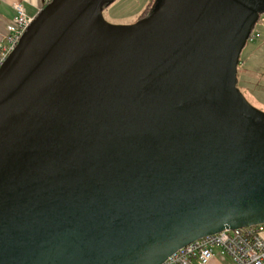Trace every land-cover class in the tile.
<instances>
[{"label":"water","instance_id":"95a60500","mask_svg":"<svg viewBox=\"0 0 264 264\" xmlns=\"http://www.w3.org/2000/svg\"><path fill=\"white\" fill-rule=\"evenodd\" d=\"M50 0L0 66V264H161L264 223V111L237 65L264 0Z\"/></svg>","mask_w":264,"mask_h":264},{"label":"built area","instance_id":"2783aa9c","mask_svg":"<svg viewBox=\"0 0 264 264\" xmlns=\"http://www.w3.org/2000/svg\"><path fill=\"white\" fill-rule=\"evenodd\" d=\"M12 8L14 14L6 24L0 46V66L34 18L25 13L20 1H14ZM215 248L236 264H264V223L209 234L178 249L161 264H210Z\"/></svg>","mask_w":264,"mask_h":264},{"label":"rangeland","instance_id":"374dc122","mask_svg":"<svg viewBox=\"0 0 264 264\" xmlns=\"http://www.w3.org/2000/svg\"><path fill=\"white\" fill-rule=\"evenodd\" d=\"M149 0H113L102 10V16L110 24L128 25L136 22ZM241 57L246 60V67L249 70H257L262 67L264 71V13L260 15L253 32L251 39L247 42L241 51ZM240 69L241 75L251 77L249 83L240 81L239 89L247 100L264 111V75L258 72ZM243 77V76H242ZM258 80V84H255ZM257 83V82H256Z\"/></svg>","mask_w":264,"mask_h":264},{"label":"crops","instance_id":"0c3cea01","mask_svg":"<svg viewBox=\"0 0 264 264\" xmlns=\"http://www.w3.org/2000/svg\"><path fill=\"white\" fill-rule=\"evenodd\" d=\"M14 1H20L28 16L35 17V15L50 1V0H0V46L3 42V37L6 32V24L12 18L14 11L12 4ZM210 264H236L233 259L221 253L218 248L214 249V257Z\"/></svg>","mask_w":264,"mask_h":264},{"label":"trees","instance_id":"16d2710c","mask_svg":"<svg viewBox=\"0 0 264 264\" xmlns=\"http://www.w3.org/2000/svg\"><path fill=\"white\" fill-rule=\"evenodd\" d=\"M112 1H113V0H112ZM112 1H111V2H112ZM111 2L107 3L106 5H104V8H105L108 4H110ZM156 4H157V1H156V0H149L148 3L146 4V6L144 7L143 11L141 12V14H140L139 17L148 16L149 14H151V13L153 12V10L155 9ZM259 19H260V15L258 16V18L256 19V21L254 22L251 33L253 32V30H254V28H255L257 22L259 21ZM250 39H251V34H250V36L248 37V39L245 41L244 47H245V45L247 44V42H248ZM244 47H243V48H244ZM242 50H243V49H242ZM240 54H241V53H240ZM261 68H262V67L257 68L256 71H255V70H252V69L249 70V68L246 67V60H245L244 58H242L241 55H240V56H239V63H238V65H237V85L239 86L240 81H242V82L244 81L245 83H249V84H250V80H253V79H252L251 77H249V76L241 75V73H240V69L249 70V71H251V72H253V73L259 71V72H260V73H259L260 75H264V71H262ZM242 76H243V77H242ZM256 82H257V83H256ZM256 82L254 81V83H253L254 86H256L255 84H258V80H257ZM238 86H237V87H238ZM238 88H239V87H238Z\"/></svg>","mask_w":264,"mask_h":264},{"label":"flooded vegetation","instance_id":"af4514ba","mask_svg":"<svg viewBox=\"0 0 264 264\" xmlns=\"http://www.w3.org/2000/svg\"><path fill=\"white\" fill-rule=\"evenodd\" d=\"M156 1H157V0H156ZM143 17H145V16H143ZM143 17H139L138 20H139L140 18H143Z\"/></svg>","mask_w":264,"mask_h":264}]
</instances>
